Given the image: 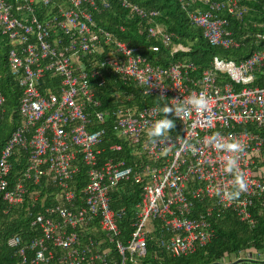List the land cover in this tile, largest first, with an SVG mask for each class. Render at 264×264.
I'll return each mask as SVG.
<instances>
[{
    "label": "built area",
    "instance_id": "obj_1",
    "mask_svg": "<svg viewBox=\"0 0 264 264\" xmlns=\"http://www.w3.org/2000/svg\"><path fill=\"white\" fill-rule=\"evenodd\" d=\"M177 1L209 45L240 46L226 30L228 20L220 17L225 13L242 20L246 9L237 0ZM120 3L142 20L158 16L130 0ZM109 7L107 0H0V33L13 46L7 61L22 92L18 104L22 122L0 151L5 213L20 205L29 184L37 186L41 178L59 189L57 204L32 217L34 237L23 241L13 234L4 241L14 264H149L145 261L149 241L173 259L206 246L213 215L231 210L240 221L254 224L251 207L264 196V49L240 62L214 57L211 68L192 79L193 64L153 66L137 49L97 28L94 15ZM38 10H46L43 20ZM147 32L151 38L169 41L159 25H150ZM255 37L264 41V33ZM148 49L156 52L158 46ZM107 75L134 85L142 96L166 99L167 104L203 92L209 108L182 120L172 115L178 131L171 130L168 141L154 146L146 129L162 118L158 107H132V96L119 99L116 93L112 130L122 143H111L109 150L123 152L124 143L134 149L141 164L136 171L122 159L99 161L108 115L98 110L100 102L90 81L102 86ZM46 81L52 86L44 87ZM3 101L0 94V105ZM216 132L245 147L239 167L248 188L231 202L219 194L232 179L223 172L224 154L204 143ZM178 138L187 141L183 150ZM21 153L26 165L11 182L12 159ZM78 162L87 170L80 202L69 186ZM131 181L140 186L141 197L124 236L120 222L125 210L111 208V192ZM37 198L35 191L30 200ZM197 203L203 210L194 213ZM2 237L0 227V241Z\"/></svg>",
    "mask_w": 264,
    "mask_h": 264
},
{
    "label": "trees",
    "instance_id": "obj_2",
    "mask_svg": "<svg viewBox=\"0 0 264 264\" xmlns=\"http://www.w3.org/2000/svg\"><path fill=\"white\" fill-rule=\"evenodd\" d=\"M6 1L13 2V0ZM107 1L110 7L103 10L101 14L94 15L97 28L110 32L115 39L126 42L130 47L137 49V52L153 66L168 67L176 63L193 64L196 71L190 73L192 79H197L202 72L211 68L214 57L240 62L253 51L264 49V41H259L255 37L256 33H264V0H237L246 9L242 20L225 13L220 14L221 18L228 20L226 30L240 42V46L233 49L209 45L203 38L201 30L190 23L177 0H130L139 7L158 12V16L150 22L131 15L128 9L121 6L120 0ZM45 12L46 10L37 11L40 20L45 18ZM150 25H159L168 33L169 41L151 38L147 32ZM150 45H157L158 51L149 50ZM12 47L10 41L0 33V94L4 99L0 105V151L11 132L22 122L18 113L22 92L10 74L7 61ZM108 51L106 48L105 52ZM102 57L104 54L99 59ZM45 84L44 87L52 86L51 82L46 81ZM90 85L100 102L98 110L106 112L108 115L103 125L105 135L104 142L100 145L103 152L99 156V161L107 157L122 159L137 171L141 161L134 156L133 148L123 143V152L114 153L109 150L111 143H122L121 140L114 137L112 130L111 115L117 100L115 95L119 93V99H123L124 95L132 96L130 105L137 108L146 106L159 108L167 104V100L159 96H142L140 90L134 85H126L110 75L106 76L104 85L98 86L94 80L90 81ZM161 115L163 116V113ZM168 118L173 119L172 115ZM174 123L176 132L179 127L175 121ZM262 135H264V130ZM25 165L24 153L16 155L12 159L11 182L20 175ZM77 165L78 173L69 186L80 202L82 189L87 182V170L81 162H78ZM35 191H38V198L32 202L30 196ZM58 194L59 189L48 183L46 178H41L37 186L29 184L22 203L12 207L6 213L7 205L0 196V227L3 231L2 241H0V264H14L10 250L4 241L13 234H18L23 241L34 237L36 232L30 226L32 217L42 213L45 207L56 205ZM140 197L141 188L132 181L121 183L116 190L111 192V208L125 210V217L120 222L124 236L130 231V222L136 214V204L140 201ZM202 210L203 205L197 203L194 213ZM251 213L253 226L240 221L231 210L213 215L209 219L212 231L210 242L187 257L173 259L158 250L153 241H149L145 261L149 264H264V196L254 202ZM154 253H156V258H154Z\"/></svg>",
    "mask_w": 264,
    "mask_h": 264
},
{
    "label": "clouds",
    "instance_id": "obj_3",
    "mask_svg": "<svg viewBox=\"0 0 264 264\" xmlns=\"http://www.w3.org/2000/svg\"><path fill=\"white\" fill-rule=\"evenodd\" d=\"M171 104H164L157 111L163 113L161 119H157L151 123V126L146 129V138L149 143L156 146L163 145L165 141L170 139L169 133L175 128L173 119L168 118L174 115L179 119L189 116L192 112L197 114L205 113L209 108V99L205 93L192 94L183 99H174ZM180 148L183 150L187 146L186 139H179ZM204 143L210 148L223 153V172L231 176L232 179L224 186L220 195L221 198L229 202L239 199V197L247 191L248 181L245 173L239 167V154L245 150L243 144L238 140L224 137L221 133L216 132L204 139ZM168 147H163L166 150Z\"/></svg>",
    "mask_w": 264,
    "mask_h": 264
},
{
    "label": "water",
    "instance_id": "obj_4",
    "mask_svg": "<svg viewBox=\"0 0 264 264\" xmlns=\"http://www.w3.org/2000/svg\"><path fill=\"white\" fill-rule=\"evenodd\" d=\"M237 263V262H236Z\"/></svg>",
    "mask_w": 264,
    "mask_h": 264
}]
</instances>
